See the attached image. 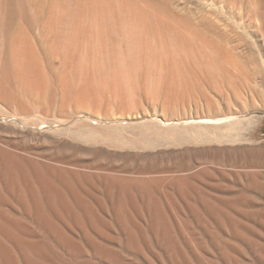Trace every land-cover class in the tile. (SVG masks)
<instances>
[{
	"label": "rangeland",
	"instance_id": "1",
	"mask_svg": "<svg viewBox=\"0 0 264 264\" xmlns=\"http://www.w3.org/2000/svg\"><path fill=\"white\" fill-rule=\"evenodd\" d=\"M0 79V264H264V0H0Z\"/></svg>",
	"mask_w": 264,
	"mask_h": 264
},
{
	"label": "bare ground",
	"instance_id": "2",
	"mask_svg": "<svg viewBox=\"0 0 264 264\" xmlns=\"http://www.w3.org/2000/svg\"><path fill=\"white\" fill-rule=\"evenodd\" d=\"M52 7V6H51ZM82 30V29H81ZM20 31V30H19ZM19 31H16V32H19ZM15 32V33H16ZM14 33V36L15 35H17L18 33H16L15 34ZM22 33V32H21ZM24 34V33H23ZM18 35H20V34H18ZM26 35V34H25ZM92 36V35H91ZM17 37V36H16ZM14 38L15 39V41L17 40V38ZM90 37V36H89ZM12 38V39H13ZM8 39V38H7ZM94 39V38H93ZM9 42H12V40L10 39V41ZM11 44V43H10ZM32 44V43H31ZM12 46V45H11ZM20 46V45H19ZM9 47H10V45H9ZM192 48V47H191ZM21 50H22V52H21V54H20V57H18V60L15 62V68H16V75L18 76V78H20V80H21V82L23 81L24 83H26L25 85H29V84H31V86H33V90L34 91H36L35 89H38L37 87L38 86H41L40 84H41V79H43V77H42V71H44L43 70V66H42V71H41V69H40V65L38 64L39 62H38V59L36 58V56H34L35 54H33V51H32V48L30 47V44H29V42H28V40L27 39H25L24 38V36H22V47H21ZM228 54H230V53H228ZM224 55H226V54H224ZM228 56V55H227ZM10 57H12V56H10ZM229 60H230V58H229ZM78 64V63H77ZM64 65V64H63ZM65 72V71H64ZM86 72V71H85ZM68 73V72H67ZM67 73H65V74H67ZM43 74H44V72H43ZM62 74V73H61ZM64 74V75H65ZM88 74V73H87ZM80 76H81V74H79ZM85 75V74H84ZM106 75V74H105ZM47 76V75H46ZM66 76H68V75H65V77ZM86 76V75H85ZM87 77V76H86ZM61 79V78H60ZM87 78H85V80H86ZM20 80H18V83H19V85L21 84L19 81ZM47 80V79H46ZM65 81H66V83H67V81H68V79H67V77H66V79H64ZM64 80H63V83H64ZM10 81V80H9ZM62 81V80H61ZM60 81V82H61ZM43 83V82H42ZM62 83V82H61ZM48 84V83H47ZM46 84V85H47ZM8 85V84H7ZM18 85V86H19ZM27 85V86H28ZM49 85V84H48ZM24 86V85H23ZM26 86V87H27ZM35 86H37V87H35ZM21 87H22V85H21ZM29 87V88H28ZM26 89L28 90H30L31 89V87L30 86H28ZM63 87H64V85H63ZM101 87V86H100ZM40 88H42V87H40ZM25 89V87L23 88V90ZM33 90H30V91H33ZM38 91H39V89H38ZM85 91H87L88 92V90H82V92H85ZM28 92V91H27ZM71 92V91H70ZM80 92V91H79ZM86 93V92H85ZM85 93H84V95H85ZM43 94H45V93H43ZM78 94V93H77ZM83 94V93H82ZM81 97V96H80ZM84 97V96H83ZM9 99V95H8V91H7V89L5 88V84L3 83V81L0 79V106L1 105H3V103H6L7 102V100ZM125 101V100H124ZM20 110V109H19ZM13 111V110H12ZM14 112V111H13ZM12 112V113H13ZM11 113V112H10ZM11 113V114H12ZM11 114H9V112L8 111H4V109L2 110V108L0 107V116H4V119L6 120V122H7V118H9V116H7V115H10V116H13V118H14V121L17 123L18 122V124H21L22 125V127H24V123H26V124H30V126L31 125H37V124H39L38 122H37V120H34V119H28L27 118V116L25 117V119L22 121H20L19 120V118H17V116H15V115H11ZM93 114V113H92ZM95 114V113H94ZM85 117H86V119H89V121L91 120H95L94 122L96 123V124H107V122H111L112 123V121H114V122H116L117 120V122H119V119L120 118H112L111 116L109 117H100V116H95V115H89V114H86V111H85V113L83 114ZM99 115V114H98ZM102 116V115H101ZM141 116V115H140ZM146 116H148L147 114L146 115H143V117L145 118ZM130 117V116H129ZM136 118H137V116H135ZM139 117V116H138ZM158 118H159V121L161 122V123H163L164 125L165 124H171V123H173V122H183V123H191V122H200V123H217V122H221V121H225V120H228V119H230V118H232V114L231 115H225V116H217V117H212V116H208V115H205V116H199V117H195V116H188V117H180V118H165V117H160V116H157ZM30 118V117H29ZM130 118H133V115H131V117ZM140 118V117H139ZM122 120V119H121ZM129 120V119H128ZM127 120V121H128ZM133 120H135V119H133ZM88 121V120H87ZM86 121V124H85V127H83L82 129H79L78 131H79V133H83V134H85V135H87V136H94V134H96V132H97V127H99L98 125H93L92 123H89V121L87 122ZM90 121V122H91ZM124 121V120H123ZM11 122H13V121H11ZM120 123V122H119ZM182 123V124H183ZM46 124H48V123H46ZM46 124H44L45 126H46ZM149 124V123H148ZM193 124V123H192ZM41 125H43V124H41ZM43 125V126H44ZM50 125H52V124H50ZM188 125V124H187ZM190 125V124H189ZM55 126V125H54ZM82 126V125H81ZM103 126V125H102ZM116 126V128H113V129H110L111 130V133H117L118 131V126L117 125H115ZM51 127V126H50ZM80 127V126H79ZM108 127H109V124H108ZM147 127V126H146ZM145 127V128H146ZM143 128V127H142ZM151 128V127H150ZM200 129H202L201 128V126L199 127ZM42 129V128H41ZM44 129V128H43ZM199 129V130H200ZM150 131H155L156 130V132H158L159 130L158 129H156V127H153V129H149ZM197 130V129H196ZM195 131V130H194ZM108 132H109V130H108ZM123 132V131H122ZM162 132V131H161ZM110 133V132H109ZM198 133V132H197ZM14 134V133H13ZM101 134H102V132H101ZM101 134H99V135H101ZM25 138V137H24ZM23 138V139H24ZM34 139V138H33ZM31 142V141H30ZM0 143L1 144H3V145H5V147H7V148H11V149H13V150H15V151H12L11 153H9L8 151H6V150H4V149H1L0 148V153H2L3 154V156H5V157H10L9 155H13L15 158H17L18 160H27L28 162H31V163H33L34 164V160L33 159H29L27 156L28 155H33L34 156V154H36L35 153V148H34V146L31 144V143H28L27 141H25V140H20V138L19 139H11V138H8V137H3L2 135H0ZM9 154V155H8ZM42 154V153H41ZM39 155V154H38ZM1 156V155H0ZM2 157V156H1ZM12 157V156H11ZM40 158V157H39ZM43 158V157H42ZM61 200V199H60ZM27 215V214H26ZM34 219H35V217H34ZM9 220V219H8ZM40 224V223H39Z\"/></svg>",
	"mask_w": 264,
	"mask_h": 264
}]
</instances>
